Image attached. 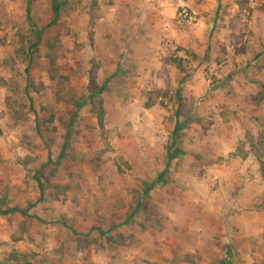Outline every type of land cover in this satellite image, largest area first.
<instances>
[{
  "label": "rangeland",
  "instance_id": "374dc122",
  "mask_svg": "<svg viewBox=\"0 0 264 264\" xmlns=\"http://www.w3.org/2000/svg\"><path fill=\"white\" fill-rule=\"evenodd\" d=\"M263 73L247 0H0V264H264Z\"/></svg>",
  "mask_w": 264,
  "mask_h": 264
},
{
  "label": "crops",
  "instance_id": "0c3cea01",
  "mask_svg": "<svg viewBox=\"0 0 264 264\" xmlns=\"http://www.w3.org/2000/svg\"><path fill=\"white\" fill-rule=\"evenodd\" d=\"M135 6H136V9H135V12H137V11H140V14H141V11L142 10H144V8H143V5H140L139 6V4L138 3H136L135 4ZM143 13V12H142ZM144 14V13H143ZM142 14V15H143ZM194 14L197 16L196 17V19H197V23L199 24V26L202 28V26H204V28L205 29H208L209 27V24H208V22H209V20L211 19L210 17H212L213 16V13H211L210 11H209V9H207V16H206V18H203V13H200V11L198 10V9H195L194 10ZM212 14V15H211ZM165 31L168 33L169 31H170V28H169V26H168V23H165ZM242 172V171H241ZM236 175V179H237V177L240 175H238V173H236L235 174ZM245 175V174H244ZM239 178H243V181H245V178H246V176H239L238 177V179ZM233 192H235V197L236 198H240V196L242 195L243 197L242 198H249L250 196H252L251 197V199L252 198H254V199H256L257 198V195L256 194H259V192L261 193L262 191H261V189H260V191H259V189H256L257 191H256V193L254 194H251V195H247V194H241L240 195V193L243 191V188H240V189H231ZM236 208V207H235ZM254 229H255V245H259L260 244V242L261 243H263L262 242V238H263V232H264V224L262 223H260V224H257V225H255V227H254ZM247 234H251V233H247ZM245 235V236H248V235ZM244 236V235H243ZM243 236H239V237H237L238 239L239 238H241L240 240H242L243 242H247L248 240H246ZM232 238H234V237H232ZM264 244V243H263Z\"/></svg>",
  "mask_w": 264,
  "mask_h": 264
},
{
  "label": "trees",
  "instance_id": "16d2710c",
  "mask_svg": "<svg viewBox=\"0 0 264 264\" xmlns=\"http://www.w3.org/2000/svg\"><path fill=\"white\" fill-rule=\"evenodd\" d=\"M264 75V73H263ZM261 95H264V85L260 86V93ZM262 98V97H261ZM177 113V112H176ZM255 159L260 167V177L264 180V164L262 163L261 156L264 157V153L260 154L258 151H256ZM264 194V192H263ZM10 213H17L19 215H27V210L26 209H17V208H9L5 210H0V214L5 215V214H10Z\"/></svg>",
  "mask_w": 264,
  "mask_h": 264
},
{
  "label": "built area",
  "instance_id": "2783aa9c",
  "mask_svg": "<svg viewBox=\"0 0 264 264\" xmlns=\"http://www.w3.org/2000/svg\"><path fill=\"white\" fill-rule=\"evenodd\" d=\"M247 5L249 8H263L264 9V0H247Z\"/></svg>",
  "mask_w": 264,
  "mask_h": 264
}]
</instances>
